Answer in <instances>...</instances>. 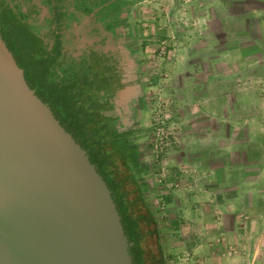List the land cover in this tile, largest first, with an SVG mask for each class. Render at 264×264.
I'll return each instance as SVG.
<instances>
[{"label": "rangeland", "instance_id": "rangeland-1", "mask_svg": "<svg viewBox=\"0 0 264 264\" xmlns=\"http://www.w3.org/2000/svg\"><path fill=\"white\" fill-rule=\"evenodd\" d=\"M126 1L114 107L147 177L148 245L163 264H264V0Z\"/></svg>", "mask_w": 264, "mask_h": 264}, {"label": "water", "instance_id": "water-1", "mask_svg": "<svg viewBox=\"0 0 264 264\" xmlns=\"http://www.w3.org/2000/svg\"><path fill=\"white\" fill-rule=\"evenodd\" d=\"M112 192L0 26V264H133Z\"/></svg>", "mask_w": 264, "mask_h": 264}, {"label": "trees", "instance_id": "trees-1", "mask_svg": "<svg viewBox=\"0 0 264 264\" xmlns=\"http://www.w3.org/2000/svg\"><path fill=\"white\" fill-rule=\"evenodd\" d=\"M29 2L30 8L25 9ZM126 0H44L45 29L35 0H0L3 39L28 84L87 151L116 203L133 264H163L159 244L148 245L156 222L136 172L132 130L120 123L118 98L129 84L118 27ZM38 21V22H37ZM122 124V125H121ZM148 228V231H147ZM155 249V250H154Z\"/></svg>", "mask_w": 264, "mask_h": 264}, {"label": "crops", "instance_id": "crops-1", "mask_svg": "<svg viewBox=\"0 0 264 264\" xmlns=\"http://www.w3.org/2000/svg\"><path fill=\"white\" fill-rule=\"evenodd\" d=\"M122 121H124V120H122ZM136 178H137L139 184L142 186V189L147 187V182H146L147 181V177H146L145 173L140 172V173L136 174ZM169 198L171 199V201L167 203L168 207L171 206L173 208H177L178 206H181V204L178 203V201H179L178 199L179 198H176L175 196H169ZM176 211H177L176 209H173V211L170 212L171 214H168L167 216H165V218H164L165 221H170L172 224L174 222L178 221V218H176V216H177V214H176L177 212ZM173 215H174V217H173Z\"/></svg>", "mask_w": 264, "mask_h": 264}]
</instances>
